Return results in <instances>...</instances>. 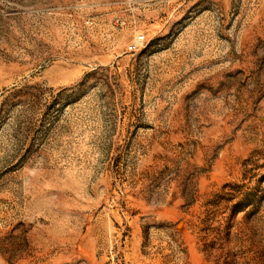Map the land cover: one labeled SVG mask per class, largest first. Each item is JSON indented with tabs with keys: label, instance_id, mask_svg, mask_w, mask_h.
<instances>
[{
	"label": "rangeland",
	"instance_id": "obj_1",
	"mask_svg": "<svg viewBox=\"0 0 264 264\" xmlns=\"http://www.w3.org/2000/svg\"><path fill=\"white\" fill-rule=\"evenodd\" d=\"M0 264H264V0H0Z\"/></svg>",
	"mask_w": 264,
	"mask_h": 264
}]
</instances>
